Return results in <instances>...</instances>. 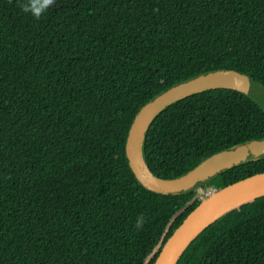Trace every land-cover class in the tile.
<instances>
[{"label": "trees", "instance_id": "trees-1", "mask_svg": "<svg viewBox=\"0 0 264 264\" xmlns=\"http://www.w3.org/2000/svg\"><path fill=\"white\" fill-rule=\"evenodd\" d=\"M24 2L0 0V264H154L202 201L146 188L129 130L155 96L208 72L264 89V0H55L39 20ZM260 139L264 108L212 88L160 111L143 157L170 180ZM262 172L264 155L201 188ZM176 264H264V195L209 224Z\"/></svg>", "mask_w": 264, "mask_h": 264}, {"label": "water", "instance_id": "water-1", "mask_svg": "<svg viewBox=\"0 0 264 264\" xmlns=\"http://www.w3.org/2000/svg\"><path fill=\"white\" fill-rule=\"evenodd\" d=\"M255 83L248 76L235 71L218 70L177 84L155 96L138 112L128 133L126 153L137 179L146 188L156 193L183 195L207 184L212 178L231 167L263 156L264 139L248 141L216 153L182 176L170 180L153 175L143 157V142L149 125L153 118L171 103L193 93L212 88H229L248 94L251 93V86ZM244 84L249 85L248 91L243 88ZM261 188H264V172L232 183L202 200L167 240L154 264H176L193 238L217 218L240 206L227 209L218 214L229 202L246 192ZM263 195L256 196L248 201Z\"/></svg>", "mask_w": 264, "mask_h": 264}, {"label": "clouds", "instance_id": "clouds-1", "mask_svg": "<svg viewBox=\"0 0 264 264\" xmlns=\"http://www.w3.org/2000/svg\"><path fill=\"white\" fill-rule=\"evenodd\" d=\"M54 3L55 0H25L20 7L25 14H30L34 19L39 20ZM144 223V217L138 216L135 220L137 230L141 229Z\"/></svg>", "mask_w": 264, "mask_h": 264}, {"label": "rangeland", "instance_id": "rangeland-1", "mask_svg": "<svg viewBox=\"0 0 264 264\" xmlns=\"http://www.w3.org/2000/svg\"><path fill=\"white\" fill-rule=\"evenodd\" d=\"M252 84V83H251ZM250 84V85H251ZM243 88L245 89V90H247L248 91V89H249V85H243ZM251 93H248L247 94V92L246 93H244V94H246V95H248L249 97H251L254 101H256L262 108H264V90L258 85V84H253L252 86H251ZM213 179V178H212ZM211 179V180H212ZM202 189H203V191L204 192H209V191H212V190H215L214 188H212V187H202ZM207 197H203L202 198V200H204V199H206ZM201 200V201H202Z\"/></svg>", "mask_w": 264, "mask_h": 264}, {"label": "bare ground", "instance_id": "bare-ground-1", "mask_svg": "<svg viewBox=\"0 0 264 264\" xmlns=\"http://www.w3.org/2000/svg\"><path fill=\"white\" fill-rule=\"evenodd\" d=\"M262 194H264V188L246 192V193L238 196L237 198H235L231 202H229L218 214L224 212L227 209H231V208H234L236 206H239L242 203L248 201L249 199L254 198L256 196H259V195H262Z\"/></svg>", "mask_w": 264, "mask_h": 264}, {"label": "built area", "instance_id": "built-area-1", "mask_svg": "<svg viewBox=\"0 0 264 264\" xmlns=\"http://www.w3.org/2000/svg\"><path fill=\"white\" fill-rule=\"evenodd\" d=\"M197 192L199 194V198L202 200L203 197H209L211 196L212 194H214L216 192V190H212V191H209V192H204L203 189L201 187H199L197 189Z\"/></svg>", "mask_w": 264, "mask_h": 264}]
</instances>
